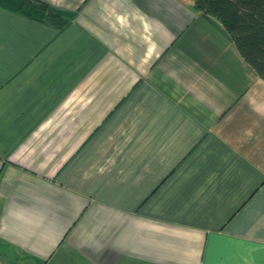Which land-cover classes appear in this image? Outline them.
Returning <instances> with one entry per match:
<instances>
[{
	"label": "crops",
	"instance_id": "0c3cea01",
	"mask_svg": "<svg viewBox=\"0 0 264 264\" xmlns=\"http://www.w3.org/2000/svg\"><path fill=\"white\" fill-rule=\"evenodd\" d=\"M33 1L65 21L0 5V264H264V80L221 23Z\"/></svg>",
	"mask_w": 264,
	"mask_h": 264
},
{
	"label": "trees",
	"instance_id": "16d2710c",
	"mask_svg": "<svg viewBox=\"0 0 264 264\" xmlns=\"http://www.w3.org/2000/svg\"><path fill=\"white\" fill-rule=\"evenodd\" d=\"M194 4L198 11L221 23L240 56L264 80V0H195ZM0 5L40 21H55L58 25L65 21L45 4L33 0H0Z\"/></svg>",
	"mask_w": 264,
	"mask_h": 264
}]
</instances>
